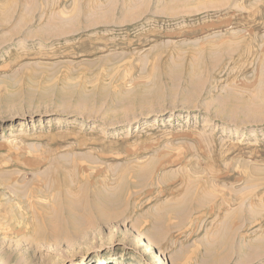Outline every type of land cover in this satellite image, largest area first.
<instances>
[{
    "label": "rangeland",
    "instance_id": "374dc122",
    "mask_svg": "<svg viewBox=\"0 0 264 264\" xmlns=\"http://www.w3.org/2000/svg\"><path fill=\"white\" fill-rule=\"evenodd\" d=\"M158 256L264 264V0H0V264Z\"/></svg>",
    "mask_w": 264,
    "mask_h": 264
},
{
    "label": "bare ground",
    "instance_id": "6f19581e",
    "mask_svg": "<svg viewBox=\"0 0 264 264\" xmlns=\"http://www.w3.org/2000/svg\"><path fill=\"white\" fill-rule=\"evenodd\" d=\"M135 245L137 246L138 245V247H139V249L141 248V249H143V252L145 251V254L147 253V252H151V249H152V247H151V244H149V243H147L146 241H145V239H143V237H141V235L140 234H138V233H136L135 234ZM142 251V250H141ZM212 254V253H211ZM150 256V255H149ZM156 258V257H155ZM154 259V258H153ZM156 261L157 262H159L160 264H162L161 262V260H160V258H159V256L156 258ZM118 264V261H117V259L116 258H112L111 260H109V261H99L98 262V264Z\"/></svg>",
    "mask_w": 264,
    "mask_h": 264
}]
</instances>
